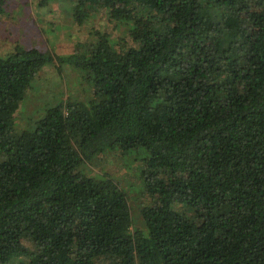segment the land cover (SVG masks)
<instances>
[{
    "label": "trees",
    "instance_id": "1",
    "mask_svg": "<svg viewBox=\"0 0 264 264\" xmlns=\"http://www.w3.org/2000/svg\"><path fill=\"white\" fill-rule=\"evenodd\" d=\"M71 1L134 45L0 56V264H264V0ZM46 65L76 92L19 125ZM114 150L140 159L145 229L119 181L77 173Z\"/></svg>",
    "mask_w": 264,
    "mask_h": 264
},
{
    "label": "rangeland",
    "instance_id": "2",
    "mask_svg": "<svg viewBox=\"0 0 264 264\" xmlns=\"http://www.w3.org/2000/svg\"><path fill=\"white\" fill-rule=\"evenodd\" d=\"M38 2L39 0H9L4 12H0V56H8L18 45L67 55L74 52L80 43L93 44L96 37L92 32L96 28L112 32L114 38L124 37L128 45H134L128 26L111 20L109 13L91 15L84 22L78 23L71 0H52L46 5H39ZM40 75L17 113L19 125L27 121H31L33 125L45 113L44 111L42 114V111L54 101L67 98L70 93L76 92L77 84L66 85L67 82H64L55 65L44 66ZM66 78L68 80V75ZM79 85L84 90L80 93L81 99L87 100L90 96V85L81 84L80 81ZM139 150L147 153L144 148ZM139 162L140 159L134 153L106 151L96 155L91 163L81 165L77 173H108L119 181L129 195L134 226L145 229L140 209L147 203V198L142 192Z\"/></svg>",
    "mask_w": 264,
    "mask_h": 264
}]
</instances>
